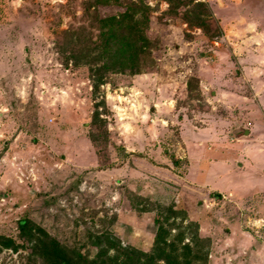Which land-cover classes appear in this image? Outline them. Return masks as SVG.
<instances>
[{
    "label": "rangeland",
    "instance_id": "374dc122",
    "mask_svg": "<svg viewBox=\"0 0 264 264\" xmlns=\"http://www.w3.org/2000/svg\"><path fill=\"white\" fill-rule=\"evenodd\" d=\"M133 4L154 62L96 87L79 55L100 42L101 20ZM241 10L0 0V264H46L19 238L24 219L89 257L114 255L110 241L150 252L159 220L167 242L186 227L178 249L204 248L206 264H264V42L247 25L264 16L243 22ZM207 163L210 177L198 172Z\"/></svg>",
    "mask_w": 264,
    "mask_h": 264
},
{
    "label": "trees",
    "instance_id": "16d2710c",
    "mask_svg": "<svg viewBox=\"0 0 264 264\" xmlns=\"http://www.w3.org/2000/svg\"><path fill=\"white\" fill-rule=\"evenodd\" d=\"M197 6L205 5L197 4ZM142 12L141 7L133 4L120 15L101 20L100 42L89 49H84L86 54H83V50L80 53L79 56L86 57L85 65H88L96 76V87L102 83V79L108 73L135 75L143 73L153 64L151 50L155 45L146 35L145 14L138 16V13ZM72 58L77 61V57L72 56ZM213 196L220 197L218 193H213ZM157 223L159 224L157 234L150 252L116 248L110 241V248L116 251L114 255L109 256L106 250H101L93 257L61 245L44 229L26 219L19 222L18 229L19 238L30 248V256L40 258L46 264H206L207 253H204V248L196 250L194 246L185 244L178 249L177 243L183 239L187 231L186 227L181 228L178 236L167 242L170 236L169 229H166L159 220ZM189 225L193 228L195 224ZM196 229L197 226H194L192 242L197 241ZM3 240L2 246L5 248L16 251L24 247V245H15L11 239Z\"/></svg>",
    "mask_w": 264,
    "mask_h": 264
},
{
    "label": "crops",
    "instance_id": "0c3cea01",
    "mask_svg": "<svg viewBox=\"0 0 264 264\" xmlns=\"http://www.w3.org/2000/svg\"><path fill=\"white\" fill-rule=\"evenodd\" d=\"M241 2V6H243L246 10H241L240 12V19L243 21V22H246L245 19L242 17L243 14H248V15H254V16H264V0H240ZM248 27L250 28V30H254L256 31V38H255V42H259L260 44H262V42H264V24H261V23H258L257 22V19L254 17V20H252L251 23L247 24ZM257 39V40H256ZM259 40V41H258ZM197 79H199V77L197 76ZM255 94L256 95H264L263 92H258L257 89L254 90ZM199 132V131H198ZM195 133V132H193ZM187 135V134H186ZM188 137L190 136L187 135ZM188 137L186 138H183L184 141L186 142L187 144V147L188 146H191V141L190 139H188ZM197 142H198V139H197ZM200 142V141H199ZM193 143V142H192ZM190 151H194V150H191L189 149V156H190ZM207 158H209V154L207 153L206 154ZM190 159V157H189ZM191 160V159H190ZM194 162H192L193 164ZM194 165V164H193ZM214 166V165H213ZM221 167V166H220ZM219 167V168H220ZM216 169L213 168L210 163H207L205 164L202 168L199 167L198 165V172L199 173H202V175H205L206 177H210V174L215 171ZM197 172V173H198ZM214 173V172H213Z\"/></svg>",
    "mask_w": 264,
    "mask_h": 264
}]
</instances>
